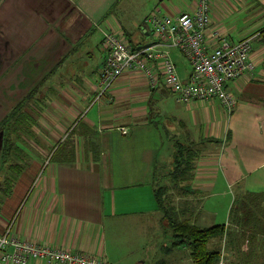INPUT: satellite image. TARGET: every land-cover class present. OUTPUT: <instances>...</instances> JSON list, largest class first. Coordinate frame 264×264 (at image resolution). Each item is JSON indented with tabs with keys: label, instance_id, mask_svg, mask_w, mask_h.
Returning <instances> with one entry per match:
<instances>
[{
	"label": "crops",
	"instance_id": "1",
	"mask_svg": "<svg viewBox=\"0 0 264 264\" xmlns=\"http://www.w3.org/2000/svg\"><path fill=\"white\" fill-rule=\"evenodd\" d=\"M211 4L207 51L220 38L251 37L254 68L226 84L231 112L217 99L176 101L162 77L151 88L131 71L93 100L102 30L168 50L186 80L188 60L145 23L154 10L191 12L195 0H0V122L28 95L33 121L11 148L0 131V184L11 185L0 192V234L116 264H193L186 254L159 256L171 249L160 241L154 167L176 140L200 146L192 223L226 224L236 192L264 193V0Z\"/></svg>",
	"mask_w": 264,
	"mask_h": 264
},
{
	"label": "built area",
	"instance_id": "2",
	"mask_svg": "<svg viewBox=\"0 0 264 264\" xmlns=\"http://www.w3.org/2000/svg\"><path fill=\"white\" fill-rule=\"evenodd\" d=\"M211 10V0H195V8L191 12L169 15L154 10L147 16L145 25L157 43L177 48L188 60L191 72L186 81L179 77L168 50L136 49L121 34L102 30L100 48L104 52V60L98 71L93 100L98 101L125 71H131L142 73L151 88L162 77L176 101L190 103L217 99L227 112H231L236 100L226 84L254 68L250 60L252 47L249 37L236 41L220 38L207 51L204 36L211 22ZM158 59L160 71L156 69ZM120 131L128 132L124 127ZM8 233L9 229H6L0 235V261L4 264H27L31 257L41 258L46 264H116L105 258L59 247L43 244L37 247L34 243L21 242Z\"/></svg>",
	"mask_w": 264,
	"mask_h": 264
},
{
	"label": "trees",
	"instance_id": "3",
	"mask_svg": "<svg viewBox=\"0 0 264 264\" xmlns=\"http://www.w3.org/2000/svg\"><path fill=\"white\" fill-rule=\"evenodd\" d=\"M126 41L135 48L138 46L132 41ZM29 96L17 103L0 122V131L3 132V145L5 144L8 148H11L15 141L20 139V134L24 133V130L29 131L30 124L33 122L24 111L28 104ZM197 144L199 143L176 140L173 142L172 152L168 159L170 163L164 162L162 166L155 164L154 167L156 182L159 174L161 172L165 173V165L167 166V163H169L166 173L169 179L168 187L157 188L154 184V191L158 207L163 214L162 217L168 219L172 228V237L177 241L174 242H176V245L188 242L195 264H216L219 258V250L216 248L209 249L207 243L212 237L220 235L224 227L231 222L232 227L228 228L226 232L227 247L231 252V261L234 264H264V193H252L246 190H240L239 193L236 192L229 208L227 224H213L206 227H199L188 219L187 221L179 222L177 216L180 212L182 213V210L178 209L179 211H175L174 206H169V203L165 201L167 198L162 197V194L168 188L173 189L175 194L183 197L187 193L195 192L192 188V182L195 163L199 157L198 150L200 146ZM5 151L4 158L12 153L10 149ZM10 190L11 185L0 184V192L8 194ZM236 225H238L239 230L234 229ZM245 237L256 242L248 251L247 249H241V239Z\"/></svg>",
	"mask_w": 264,
	"mask_h": 264
},
{
	"label": "rangeland",
	"instance_id": "4",
	"mask_svg": "<svg viewBox=\"0 0 264 264\" xmlns=\"http://www.w3.org/2000/svg\"><path fill=\"white\" fill-rule=\"evenodd\" d=\"M249 38H250V44H251V37H249ZM190 72H191V66H190ZM186 80H182V81H186ZM163 162H169L170 163V160L169 161L168 160L167 161L164 160ZM169 163H167V166L165 165V168H166L164 170L165 173L164 172H161L159 174V176L156 178L155 185H156L157 188H160V187L164 188V186H167L168 187L169 179L166 176V173H167V170H168ZM194 193H187L183 197L181 195L175 194V192L173 191V189H169L168 188V190L165 191L162 194V197L167 198V200H165V201H167L169 203V206L170 205L174 206L175 211L178 210V209L179 210H182V213L180 212L181 215L179 213V215L177 216L178 219H179V222H184L185 220L187 221V219L191 221L192 218L194 217L195 207H193V200H196V199L193 198V196L195 197ZM191 199H193V200H191ZM183 209H186L188 212L186 214H184L183 213ZM182 214H184V215H182ZM162 222H163L162 223L163 225L161 226V230H160V241L161 242L168 243L169 246L166 249H168V250L171 249V252L168 255H166L164 253V251L163 252L161 251L160 254H159V256L160 257L161 256H169V257H172L173 255H177V256H180L181 255V256H183V255L186 254V255H189V257L191 258L192 263L195 264V262L193 261L192 256H191V247L188 244V242L187 243L186 242L185 243H180L179 245H176V242L177 241H176V239H174L172 237L173 236L172 235V228L169 225L168 219L162 217ZM174 222H175V220H174ZM231 227H232L231 222H229V224L224 227V230L222 231V233L220 235H217L215 237H212L209 240V242L207 243V246H208L209 249H215L216 248V249L219 250V258H218V261H217L216 264H234L231 261V254H230L231 252L228 250L227 240H226V238H227L226 232H227L228 228H231ZM234 229L235 230H239L238 225H236V227H234ZM237 232H239V231H237ZM19 241L26 242V243H28V242L34 243V244H36L35 246H37V247H40V245H41V243H39V242H31V241H27V240H19ZM174 241H176V242H174ZM255 243H256L255 241H251L250 239H248L247 237H245L244 239H241V246H242L241 249H243V250H246L247 249V251H248V249L250 247L254 246ZM43 245H47V244H43ZM52 247H55V246H52ZM173 247H176V248H173ZM59 248H61V247H59ZM9 250H11V248ZM161 250H164L163 247L161 248ZM79 253H82V252H79ZM83 254H85V253H83ZM86 255H88V254H86ZM89 256H91V255H89ZM92 257H94V256H92ZM31 259H32V257L29 258V260H31ZM34 260L41 261L42 259L41 258H34ZM42 261H44V260H42ZM1 263H3V262H1ZM51 264H53V263H51Z\"/></svg>",
	"mask_w": 264,
	"mask_h": 264
},
{
	"label": "water",
	"instance_id": "5",
	"mask_svg": "<svg viewBox=\"0 0 264 264\" xmlns=\"http://www.w3.org/2000/svg\"><path fill=\"white\" fill-rule=\"evenodd\" d=\"M143 46H144V45H143ZM140 47H142V46H137L136 48L139 49Z\"/></svg>",
	"mask_w": 264,
	"mask_h": 264
}]
</instances>
